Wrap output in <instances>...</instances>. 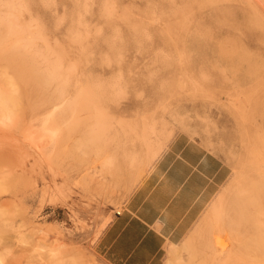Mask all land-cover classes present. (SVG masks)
Returning <instances> with one entry per match:
<instances>
[{"label":"rangeland","instance_id":"374dc122","mask_svg":"<svg viewBox=\"0 0 264 264\" xmlns=\"http://www.w3.org/2000/svg\"><path fill=\"white\" fill-rule=\"evenodd\" d=\"M177 134L227 174L161 264H264V0H0V264H103Z\"/></svg>","mask_w":264,"mask_h":264},{"label":"crops","instance_id":"0c3cea01","mask_svg":"<svg viewBox=\"0 0 264 264\" xmlns=\"http://www.w3.org/2000/svg\"><path fill=\"white\" fill-rule=\"evenodd\" d=\"M226 162L199 137L177 134L101 232L103 264H161L226 180Z\"/></svg>","mask_w":264,"mask_h":264},{"label":"bare ground","instance_id":"6f19581e","mask_svg":"<svg viewBox=\"0 0 264 264\" xmlns=\"http://www.w3.org/2000/svg\"><path fill=\"white\" fill-rule=\"evenodd\" d=\"M12 25V24H11ZM12 28V27H10ZM13 30V28H12ZM25 30V29H24ZM11 31V30H10ZM151 130V131H149ZM153 131V128L152 127H147V129H145V139L147 142H145V147H146V150L141 153V155H134V156H131L130 157V162L129 164H131V166H137L138 164H140L144 159L152 156L155 154L156 150H157V147L159 146V144L161 143V140L160 139H156V140H153L152 138H150V132ZM156 138V137H155ZM6 236V235H5ZM9 236V234H8ZM7 237V236H6ZM5 237V238H6ZM215 249V248H214ZM219 249V247H218ZM221 251V250H220ZM215 252V251H214ZM44 256V255H43ZM28 262V261H27Z\"/></svg>","mask_w":264,"mask_h":264}]
</instances>
